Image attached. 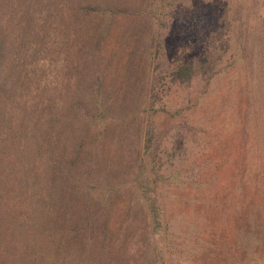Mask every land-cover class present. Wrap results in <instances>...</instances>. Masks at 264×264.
Wrapping results in <instances>:
<instances>
[{
	"label": "rangeland",
	"instance_id": "374dc122",
	"mask_svg": "<svg viewBox=\"0 0 264 264\" xmlns=\"http://www.w3.org/2000/svg\"><path fill=\"white\" fill-rule=\"evenodd\" d=\"M21 1L23 4L26 1L33 2ZM152 1L127 0L131 10L120 11L115 15L110 30L112 35L102 41L101 50L94 52L92 42H89L92 38H89L100 17H88V22L82 24L81 18L70 16L72 12H68V15V9L60 10L54 3L48 8L39 9L38 6L36 12L35 8L29 13L23 7L16 9L15 0H7L0 12V35L6 34L7 37L6 65L11 67L22 62L24 73L28 72L39 80L45 77L49 82L48 89L44 87L36 90L33 84V89L26 92L34 93V98L39 100L43 98L42 93L49 94L52 108L55 106L56 109L70 104L80 83L86 87L97 74H102L105 87L112 94L115 114L119 117V122L109 128L111 135L106 137L109 143L114 138L116 150L112 152L116 160L109 159L103 165L120 170V174H116L118 179L121 178L122 195L115 197V207L121 206L118 211L133 207L137 211V218H142L144 222L153 220L148 211V196L136 190L142 180L145 182V178L140 175L141 156L145 139L149 138L146 132H149L153 138L152 155L158 159L155 168L169 173L181 171V175L187 174L189 178L196 173L206 174L215 170L218 181L210 188L211 192L219 190V195H227L223 198L225 201L221 200L225 202L224 206L220 205V200H214L211 202L214 206L207 208L210 209L207 211L206 219L210 222L207 227L206 220L202 224L195 220L199 210L196 190L189 187L183 190V186L177 188V180H169L167 189L170 191L161 202L166 204L169 215L178 222L181 230L187 232L191 228L202 234L210 231L218 236L226 235V264H264V230L259 233L261 238L256 239L260 244L251 243V247H246L248 239L242 238L243 231L239 230L240 223H248L246 219H249V211L246 217L240 216L242 202H248L259 213L260 208L264 209L263 174L256 175L258 170H262L259 151L264 149V88L260 90L255 87L256 82L263 78V71L257 61L236 60L239 57L236 54V62L227 65L210 81L199 76L182 85L172 83L168 65L176 56L185 53L191 57L199 53L204 36L212 30L217 35V44L231 43L233 33L227 31L220 21L217 25L219 12L224 9L218 1L176 0L173 6L156 12L150 7ZM255 9L258 10L257 14H264V0L251 10L254 12ZM244 19H240L241 27L246 29L249 24ZM33 21L37 23L36 29L30 25ZM253 22L256 24L255 20ZM30 38L36 42L31 50L27 43ZM236 42L233 43L234 48ZM242 46L243 43L240 48ZM226 58L230 60L227 62L232 63L234 57L231 51ZM27 61L32 64H27ZM156 66H160L166 79L159 86L156 103L146 107L145 100L151 90V73ZM256 99L262 102L258 104ZM33 104L35 102L31 101L27 110L23 109L24 117L15 115L17 119L32 115L30 122L26 120L25 125L31 132L40 121L37 118L38 110L47 107L45 100L37 109H33ZM17 111L21 112V107ZM155 111L157 114L153 117L151 114ZM124 113H127L126 119H122ZM49 120L50 117L42 120L47 122L42 128L49 126ZM80 123L78 121L77 129ZM1 129L4 130L3 127ZM2 137L0 169H24V161L32 151L23 149L19 153L18 148H23L20 139L18 141L7 133ZM105 147L110 148L108 144ZM105 147L101 152L103 155L108 153ZM19 155L23 157L21 161ZM214 162H217L216 169ZM32 166H26L25 172L28 168L31 170ZM125 169L129 171L125 173ZM242 171L250 181L246 193L241 187ZM220 189H223L222 192ZM17 196L20 198L17 191L7 194L6 204L15 206L19 199ZM26 196L32 200V195ZM250 220L252 224L254 222L256 226L264 227L263 214H257ZM251 256H254L253 260Z\"/></svg>",
	"mask_w": 264,
	"mask_h": 264
},
{
	"label": "trees",
	"instance_id": "16d2710c",
	"mask_svg": "<svg viewBox=\"0 0 264 264\" xmlns=\"http://www.w3.org/2000/svg\"><path fill=\"white\" fill-rule=\"evenodd\" d=\"M6 1L0 0V12ZM175 1L153 0L154 4L150 3V7L152 11H161L167 6H173ZM215 1L224 6L219 12L217 25L220 21L227 31L233 33L232 42L217 44V35L212 30L204 36L205 40L199 53L191 57L181 53L170 62L168 69L171 82L182 85L199 76L205 81H210L236 60H248L251 63L257 61L258 67L263 71V78L258 80L255 86L262 90L264 14H257L256 9L254 12L251 10L261 0ZM53 3L58 5L60 10L68 9V15V12H72L70 16L81 18L82 24L88 22V17H100L93 27L95 31L89 38H92L89 42H92L91 48L94 52L101 50L102 41L112 35L110 30L115 15L120 11L131 10L127 0H33L24 4L21 0H15L16 9L23 7L24 11L29 13L35 8L36 12L38 6L39 9L48 8ZM242 18L249 24L246 29L241 27ZM30 25H33V29L37 27L35 21ZM6 41V34L0 35V140H3L2 135L6 133L18 141L20 139V146L22 144L23 148L19 147L18 152L23 149L32 151L24 161L25 167L33 166L26 172L25 167L22 170H17L16 167L15 170L9 171L0 169V264H226V235L218 236L210 231L202 234L194 232L191 228L183 232L178 222L169 215L166 204L161 202L170 191L167 189L169 180H177V188L183 186V190H188V187L195 189L199 205L195 220L201 224L206 220L208 227L210 222L206 218L210 209L207 208L214 206L211 203L214 200H220V205L224 206L225 202L221 200L225 201V196L227 197L219 195V190L211 192L210 188L218 181L215 170L206 174L196 173L189 178L183 171L181 175V171L169 173L155 168L158 159L152 155L153 138L146 132L149 138L145 139L140 173L145 182L142 180L136 190L148 196V211L153 220L144 222L142 218H137V211L133 207L118 211L121 206L115 207V197L122 195L121 178L118 179L116 174L119 175L120 170L103 165H106L109 159L116 160L113 155L116 150L113 145L114 138L109 143L106 137L111 135L109 128L119 122V117L115 114L112 94L106 89L102 74H97L87 88L80 83L70 99V104L63 105L60 109L55 106L52 108L49 94L42 93L44 99L39 100L34 98V93H28V90L33 89V84L36 90L44 87L48 89L49 82L45 77L39 80L28 72L24 73L22 62L11 67L6 65ZM234 42L237 44L235 48ZM27 43L31 50L36 42L30 38ZM230 51L234 57L232 63L227 62L230 60L226 58ZM236 54H239V57L235 60ZM159 68L160 66H156L152 69L151 90L145 100L146 107L156 103L160 93L159 86L166 79ZM29 100L35 102L33 109H37L44 100L47 102L46 109L38 110L37 118L40 121L34 126L33 132L30 128H25L32 115L21 119L15 116L24 117L23 109L27 110L31 102ZM256 100L258 104L262 102L261 99ZM18 107H21V112L17 111ZM126 114L124 113L122 119H126ZM156 114L157 111L151 115ZM47 117H50L49 126L42 128V125L47 124L42 120ZM78 121L81 123L77 129ZM17 125L19 127L16 128ZM24 129L26 131L22 134ZM106 144L110 148L105 147ZM104 147L108 153L103 155L101 152ZM259 152L262 170H258L256 175L263 174L264 181V149ZM22 158V155H19L20 161ZM213 165L216 169L217 162ZM127 171L129 170L125 169V173ZM242 174L241 187L243 193H246L250 181L243 171ZM255 180L257 181V178ZM130 184L133 186L132 181ZM255 185L258 186L257 182ZM222 190L220 189V192ZM13 191L20 195V198L17 196L19 199L15 206L5 202L7 194ZM28 194L32 195V200L26 196ZM247 203L240 204L239 213L244 218L249 211V219H246L248 223H240L239 230L243 231L242 238H246V241L248 239L246 247H251V243L260 244L256 239L261 238L259 233H263L264 227L260 228L254 222L253 225L250 218L257 214L264 215V209L260 208L259 213ZM257 233L258 236L255 237ZM132 252L134 254H131ZM253 257L251 256L252 260Z\"/></svg>",
	"mask_w": 264,
	"mask_h": 264
}]
</instances>
